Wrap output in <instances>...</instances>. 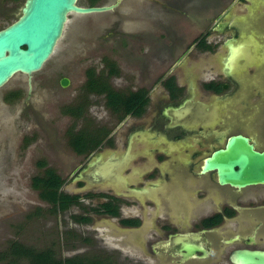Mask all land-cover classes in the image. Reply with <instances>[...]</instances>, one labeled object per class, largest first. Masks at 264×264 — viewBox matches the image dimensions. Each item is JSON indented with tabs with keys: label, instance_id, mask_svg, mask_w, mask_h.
<instances>
[{
	"label": "flooded vegetation",
	"instance_id": "1",
	"mask_svg": "<svg viewBox=\"0 0 264 264\" xmlns=\"http://www.w3.org/2000/svg\"><path fill=\"white\" fill-rule=\"evenodd\" d=\"M249 5L231 0L214 13L189 53L167 63L166 72L151 85L114 89L127 96L144 91L148 101L140 115L112 113L115 124L103 127L106 135L100 146L88 153L74 152L78 165L61 188L74 198L61 212L74 213V225H101L119 233L123 237L119 242L128 250L139 249L144 264H237L233 258L237 251L264 252V183L236 187L222 184L217 171H203L205 160L225 149L233 136L246 137L254 151L264 153V109L260 122L251 108L264 100V88L226 75L219 61L226 42L236 39L240 30L247 34L255 30L264 41V22L241 18ZM176 7L169 11L176 13ZM202 39L207 49L199 46ZM160 55L150 56L157 65L154 70L166 62ZM198 65L200 78L194 70ZM32 77H27L29 91ZM18 88L6 91L7 104L16 101L11 97ZM90 95L105 101L103 95ZM257 125L262 129L255 132ZM101 159L116 164L107 185L89 187V175L75 181L91 162ZM80 218L90 221L82 223Z\"/></svg>",
	"mask_w": 264,
	"mask_h": 264
},
{
	"label": "rangeland",
	"instance_id": "2",
	"mask_svg": "<svg viewBox=\"0 0 264 264\" xmlns=\"http://www.w3.org/2000/svg\"><path fill=\"white\" fill-rule=\"evenodd\" d=\"M23 1H4L0 28L15 19ZM230 1L221 5L222 0H124L113 12L71 15L54 54L41 71L33 74L30 91L27 77L21 74L0 90V264H28L27 258L10 255L12 244L32 251L50 249L61 260L79 257L86 263L98 259L99 264H144L139 249L128 250L124 242H119L123 237L106 226L80 227L73 223L74 213L51 214L50 205L40 199L31 180L42 174L38 162L45 161L68 185L79 159L69 145L68 131L114 126L115 117L103 97L91 98L83 90L87 70L94 69L98 74L108 71L107 60L119 71L110 79L113 89L125 90L143 82L151 85L159 73L166 72L167 63L189 53L200 32L208 30L214 13ZM112 2L103 0L99 5ZM79 4L87 6V0ZM175 5L179 10L171 13ZM254 6L257 8L247 9L241 18L264 22V1L255 0ZM250 33L257 38L246 37L231 46L223 65L240 82L264 88L263 37L255 30ZM157 53L166 62L154 70L157 65L150 56ZM211 58L208 62L214 61ZM201 64L211 69L209 64ZM202 66L194 69L197 78L203 74ZM63 78L68 79L67 87L60 86ZM15 87H19L21 96L7 104L4 95ZM81 101V118L63 112ZM251 108L253 118L261 122L264 100ZM257 129L262 128L257 125L255 132ZM115 166L111 159H101L97 169L109 179Z\"/></svg>",
	"mask_w": 264,
	"mask_h": 264
},
{
	"label": "water",
	"instance_id": "3",
	"mask_svg": "<svg viewBox=\"0 0 264 264\" xmlns=\"http://www.w3.org/2000/svg\"><path fill=\"white\" fill-rule=\"evenodd\" d=\"M79 1H23L15 21L0 29V88L18 74L31 77L42 70L62 40L71 15L87 16L113 12L124 0H114L112 3L93 7L82 6ZM244 1L250 3L247 6L249 10L257 8L254 6L255 0ZM253 34L240 30L236 39L226 42L223 48L226 55L224 53L219 55V61L226 75H231L223 65V58L229 55V48L246 37L256 38ZM68 84V79H61V87H67ZM98 163V160L91 162L75 177V181L82 180L83 175H89L91 181L86 182L89 187L107 185L108 179L100 173L101 171H98ZM203 171H217L222 184L229 183L236 187L262 184L264 183V153L254 151L253 145L246 137L233 136L228 139L225 149L205 160ZM184 249L187 253L192 252L189 247ZM233 258L237 264H264V252L241 250L233 253Z\"/></svg>",
	"mask_w": 264,
	"mask_h": 264
},
{
	"label": "trees",
	"instance_id": "4",
	"mask_svg": "<svg viewBox=\"0 0 264 264\" xmlns=\"http://www.w3.org/2000/svg\"><path fill=\"white\" fill-rule=\"evenodd\" d=\"M18 2L19 0H13ZM103 0H87V4L91 7L99 5ZM199 46L202 49H207L205 41H199ZM108 66V71L97 73L94 69H89L85 73L86 81L83 90L87 95L94 94L105 97V105L113 114H120L123 117L127 113L140 115L147 104L145 92L131 93L128 96L120 93L111 87L110 79L118 75V69L113 62L105 61ZM20 92L13 93L12 100H17L20 97ZM86 98V96L82 97ZM84 100V99H83ZM79 101V100H78ZM85 101V100H84ZM84 101L68 106L64 109V113L74 118H81L84 114ZM74 129L68 131L69 145L72 150L78 154L90 152L98 148L102 139L106 135L102 127H85L75 132ZM38 167L42 169V174L34 176L31 180L32 187L38 191L42 201L50 205L51 214H62L74 202V198L64 194L61 188L64 184V179L57 174L53 169L48 168L45 161L38 162ZM37 214V213H36ZM116 215L117 213H111ZM73 221L77 217H72ZM82 223H88L90 219L80 218ZM73 238H77L73 235ZM86 242V241H85ZM73 247V246H71ZM10 255L14 258H27L28 264H99L98 259H94L91 263L82 262L81 258L61 260L55 257L52 250L32 251L17 244H12L9 247Z\"/></svg>",
	"mask_w": 264,
	"mask_h": 264
}]
</instances>
